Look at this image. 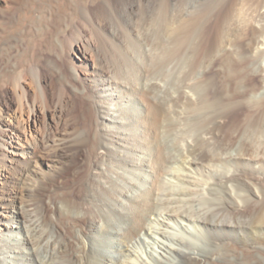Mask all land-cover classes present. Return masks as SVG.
Segmentation results:
<instances>
[{
	"label": "bare ground",
	"instance_id": "1",
	"mask_svg": "<svg viewBox=\"0 0 264 264\" xmlns=\"http://www.w3.org/2000/svg\"><path fill=\"white\" fill-rule=\"evenodd\" d=\"M22 1L0 0V6L10 16ZM72 1L82 13L81 0ZM226 1L184 21L195 0H114L116 14L103 0H91L95 20L109 33L107 38L95 28V40L103 45L112 41V46L95 49L78 38L80 66L87 74L90 52L98 60L94 73H88L97 91L105 89L107 67L133 91L126 99L119 96L124 99L118 104L106 93H85L84 86L59 93L43 88L38 103L50 121L24 147L23 132L11 127L0 107V194L11 198L0 213V264H264V182L245 191L240 176L231 174L246 156L250 168L264 174V98L251 99L255 93L246 90L235 102L237 93H200L202 86L190 83L193 93H175L183 92L213 58L231 50L235 39L242 41L245 26L259 23L255 15L262 16L264 0H231L228 7ZM120 26L124 33L118 32ZM128 29L137 39L153 38L155 53L142 51L137 39L124 36ZM122 51L123 60L110 68ZM234 53H227L223 63L225 71L239 78L246 67ZM156 54L153 77L146 81L145 66ZM14 83L21 90V81ZM151 88L161 92L158 102L157 93H146ZM173 98L178 107L197 104V110L186 124L169 118L163 126L161 117L171 113ZM26 102L22 110L37 114ZM236 112H244L240 123L230 119ZM3 124L13 134L9 140ZM107 127L116 130L114 138L106 136ZM237 132L242 135L233 143ZM114 147L119 154H112ZM18 150L26 159L15 169L9 153ZM39 157L53 173L35 163ZM220 160L225 166L211 169ZM198 171L206 176H197ZM7 177L12 180L5 184ZM18 199L23 202L17 204Z\"/></svg>",
	"mask_w": 264,
	"mask_h": 264
},
{
	"label": "rangeland",
	"instance_id": "2",
	"mask_svg": "<svg viewBox=\"0 0 264 264\" xmlns=\"http://www.w3.org/2000/svg\"><path fill=\"white\" fill-rule=\"evenodd\" d=\"M80 3V9L83 11L82 13H78V11L75 10L77 6L75 8V4L72 0H23L22 3L18 4V7H16L17 9L15 8L10 16H7L4 9L0 6V107H3V114L1 113V116L7 117L8 120H10L11 127L15 128V131L21 130L23 132L21 133L22 142L20 143V145H22L23 147L31 142L36 132H42L45 129L46 124H48V122L50 121V114L45 112L38 103L42 98L43 88L47 93H59L62 89H71V86H73L74 88L78 86H84V88H86L85 93H106L111 101L114 100L118 104L122 103L121 101L125 98L126 95H128L127 93L133 91V89H131L132 86L125 87L126 85L122 81V78L118 79L114 72H109L108 67L105 68L102 73V78L104 77L106 81L105 87H103L105 89L104 91H97L94 87V78L91 77V75L88 76V73H94L92 72V70H94V68L96 67L98 60L96 56L94 55V57L90 52V55L87 56V59L89 60H85V62H87L88 64V67L86 69L87 74L85 73V68L80 66L83 60H78V56H76L77 53L75 52L78 46H80L79 43L77 44V42H75L78 38H81L84 41H89L90 44L95 46V49L96 47H99L101 45L104 46L105 49L110 50L112 46V41H108L103 45L100 41L95 40V28L98 31L100 30L101 33L103 32L102 34H104L105 37H107L109 33L103 26H101L100 23L95 20L96 16L91 8V0H81ZM103 3L104 6L109 9V11L116 14L117 8L114 7V0H103ZM219 3L220 0H195L194 4L190 5L188 10L185 11V15L182 17V20L188 21L192 19L196 14L202 13L203 10H205L207 7L216 10L217 6H219ZM226 3L228 4L226 5ZM230 4L231 0L225 2V5L227 7L230 6ZM225 5L224 7L227 8ZM262 11V16H260V14L255 15V19L259 23L251 22L247 26H245V32H243L241 38L242 41H236L235 39L231 46V50H225L228 54H230L231 52H235L234 56L242 62V65L246 67L245 73L244 71H242L243 73L239 75V78H237V75V77H232L233 73L230 72L231 70L225 71L223 62L225 61V55L228 56V54L226 52H224L225 54L221 52L219 55L213 58L212 61L206 64V66L209 67H206L205 69L199 71V73H197L194 77L187 81L186 88L184 87L182 89L183 92L176 91L175 93H193L189 92L190 89L188 87L194 84H198L202 86V91H200V93L213 94L226 92L230 93V95L232 93H237L238 96L235 95L234 97H232L233 100L235 99V102H239L241 100V96L239 94H241V92L246 93V90H248V93H255L254 97H252L251 99L262 97L261 99H259L262 100L264 98V10ZM137 16L140 17V12L136 14V17ZM114 22L120 25L124 24V21ZM120 30H122L121 32L124 33V28L122 26H120L118 32H120ZM123 35H126L128 39H135V41L137 39L135 36V32L129 29L127 30L126 34ZM144 37L137 39V42H139L140 45L142 44V51L145 49L147 53L154 54L156 46L153 38L147 37L145 39ZM164 39L166 44H169L171 42L170 37H165ZM130 46L129 44L127 45L128 48H130ZM108 55L110 56V54ZM124 56L125 55L123 51L121 54L119 52L115 57V62L109 63L108 66H110L111 68L113 65L116 68L121 60H123L122 58ZM157 56V54L156 56H150L148 60L150 64L148 63L147 65V67L149 68L145 66L144 72L145 76H147L146 81L151 80L153 77V73L150 69L155 66ZM152 57L154 58V60ZM140 58H143V56H141ZM184 64L185 63H183L182 65L185 66ZM18 79L21 81V90L16 87L14 83ZM139 90L140 89L138 88L135 89L134 93L137 94ZM22 93H25V95H23ZM146 93H155V95L157 93V98L154 99L156 102H158L161 96V92L154 88H151ZM22 96H25V99ZM119 96H122L124 98L121 99ZM28 101L29 104L31 103L34 106V109L37 110V114L33 115L32 109L28 107L25 108V111L22 110L23 106L25 107V102L26 104H28ZM176 102L177 98H173L170 104V108L172 111L171 113H165V115H162L164 119L161 117V125H169L170 119H175L178 122L182 120L181 123H188L187 120L191 115V111L193 112V110H197V104L187 105L188 103H185L179 105L178 107ZM141 103L145 110H150L145 101L141 100ZM239 113L242 115L244 112H236L237 115H230V119L235 120L237 118L239 121H236L240 123V119L244 117V114L240 117ZM99 122L106 123V121L102 118L99 119ZM1 130L3 131V135L7 140L12 137V132H10L9 129L4 126V124ZM105 131L107 132H105L106 136H111L113 138L114 136H116V130L113 128L107 127ZM237 133L238 134L236 135H238V137H232V141L234 140L233 143L240 140L242 132ZM165 142L167 143V137L162 135L161 143L165 144ZM229 149V152H233V146L229 147ZM80 150L81 148L77 147V151ZM111 152L112 154H119V149L115 147L111 148ZM169 152L170 150H167V153ZM9 155L11 156V158H14V160H16L14 163L15 169H18L21 162L26 159V155L22 152V150H18L13 153L10 151ZM229 155L230 154H227L228 157ZM250 159V156H246V158L244 157V159L242 160L243 162L241 161V163H244V165L236 169L234 168L235 170H233V172L235 174L233 172L231 174L233 177H235L236 174L237 177L240 176V179L242 180L241 184L243 183L242 187H244L243 189L245 191L252 190L251 192H253L254 190L259 188L261 183L263 184L264 174H259V172L257 173L256 170L250 168ZM35 163L40 164L42 170L47 174L53 173L54 171V168L51 166V164H49L43 157H39V160L38 158H35ZM221 165L225 166L223 162H221V160L213 161V165L210 167L213 170L220 171L222 169ZM251 172H253V174ZM11 173L12 172H10V174ZM201 174L203 176H206V174L202 172H199L197 176L202 177ZM252 175H254L253 178ZM197 176L196 178H199ZM258 177L261 179V181H259ZM256 178L258 180H256ZM10 180H12V177H7L5 178L3 183L8 184ZM248 188H250L251 190ZM20 202H23L22 199L17 200V204H19ZM10 204L11 198L7 194H0V213L1 211L3 212L5 208ZM0 218L2 219L3 217L0 216Z\"/></svg>",
	"mask_w": 264,
	"mask_h": 264
}]
</instances>
